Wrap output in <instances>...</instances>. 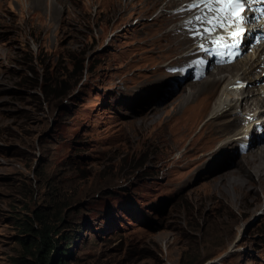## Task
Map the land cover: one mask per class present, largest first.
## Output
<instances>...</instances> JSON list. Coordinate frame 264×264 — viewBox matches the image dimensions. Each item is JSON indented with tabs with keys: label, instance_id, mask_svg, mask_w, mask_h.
<instances>
[{
	"label": "rangeland",
	"instance_id": "rangeland-1",
	"mask_svg": "<svg viewBox=\"0 0 264 264\" xmlns=\"http://www.w3.org/2000/svg\"><path fill=\"white\" fill-rule=\"evenodd\" d=\"M25 1L0 0V264H37L21 239L43 227L37 214L58 245L70 236L65 264H264L262 188L233 185L252 137L238 113L211 116L230 69L214 87L221 66L192 77L197 39L178 43L191 14L176 13L188 0L68 3L79 28L54 44L49 2ZM163 33L178 38L153 41ZM259 44L234 63L264 56ZM263 61L242 80L250 102Z\"/></svg>",
	"mask_w": 264,
	"mask_h": 264
},
{
	"label": "bare ground",
	"instance_id": "bare-ground-1",
	"mask_svg": "<svg viewBox=\"0 0 264 264\" xmlns=\"http://www.w3.org/2000/svg\"><path fill=\"white\" fill-rule=\"evenodd\" d=\"M47 1L49 2L48 5H49V12H50V15L48 16L49 17L48 18L49 23H48V26L45 28H42V30L44 29L46 34H55L56 39H53L51 42L52 44H54V43L60 41V35L61 34H65L69 30L75 31L76 29L79 28L78 23L80 24V18L78 16V14H75V12H76L75 10L71 9L68 11V9H67L68 5L67 4L68 3H74V4L79 5L80 0H26L25 1L26 4L23 3V5L24 6L29 5L28 9H30V7L31 8L32 7H38L40 9L45 10V8H47V5H46ZM176 1L177 0H171L170 1L171 4L169 3L168 6L172 5ZM192 17H194V16L186 18L184 20L185 22H181V27H182V25H185V24L190 25L187 22L189 20H191ZM253 28H256V32L264 31V29L261 28L259 24H255V23L250 24L249 30H253ZM171 29H173V28H171ZM153 34H155V33H153ZM184 35L185 36H183V37L180 36L181 38H179L178 43L181 46L186 47V46H188V43L190 42V40L192 38L186 36V34H184ZM173 36L175 37V39L178 38L175 34ZM174 37H173V39H174ZM170 38L168 37V35L163 33V35L161 34L160 36H154L153 41L157 42L159 44L162 40H166L168 42L170 40H173L172 38L171 39ZM259 45L262 46V48L264 49V41L260 42ZM153 46H155V45H153ZM195 49L196 48L191 49L190 53H193L195 51ZM167 59H166V61H167ZM263 59H264L263 55H261V54L256 55L254 52V54H252V56H248V57L242 59L243 63L241 65H239V63H233V64H230V65H227L224 67H219V71L214 74L215 78L212 79V81H210V79H209L212 86L214 87L219 82H221L223 79L221 75L218 76L222 72L221 69H230V73L226 75V77L228 78V81L225 84V86L223 87L221 94H220L217 102L214 105L211 116H213V117L214 116H218V117L221 116L222 117L225 115L238 113V115L235 117L236 118L235 120H237L239 123L245 122V124H246V126H244V128H242L240 130L239 134L244 133V134H246L245 136L248 135V136L252 137V141H251V144L249 145L247 152L245 153V155L242 156V159H240L241 162L239 164V168L242 171L243 178L241 179L240 182H233L234 188L237 191H239V194L242 193V191H244V189H247V188L250 191H252L253 194H255L257 192V189H258L257 185H259V187L261 186L262 192L264 195V146H258V149H254V148H253L254 150L252 149V146H255L256 144L261 142L262 139H264V137H261V135L257 136V134L255 132H253L254 131V130H252L253 128L251 129L252 125L255 128V125H257L259 123L260 124L263 123V120H261L260 108L264 111V109L261 107L264 105V91H263L264 89L262 90L263 94L261 95V97H259V98L257 96L255 98L253 97L254 99L251 100V102H250L249 94L246 95V92H245L246 90L244 91V88H243L244 85L240 84V83L244 82V81H242L243 79L249 80V78H251L250 75H252V73L256 72V70L258 68H260V66H259L260 64H263L262 63ZM251 79H253V78H251ZM238 81H241V82H238ZM210 82L207 81V83H210ZM243 100L246 101L245 110H246V112H248L245 114V116H244V114L239 115L240 111H237V109H239V107L241 105L240 102H242ZM251 105H254L253 108H251ZM253 110H255V111H253ZM191 130H192V128L190 129V131ZM217 137L218 138L215 139L214 144L218 143V140L224 139V134L220 133L217 135ZM241 139H243V138H232L230 140L227 139L228 141L226 140V143H222V145H220V147L223 148V146L230 144L233 141H237V140H241ZM242 142H243V140H242ZM251 170H253L255 172L256 177L253 176V173H252L253 171L251 172ZM237 172H239V171H237ZM251 177L254 179L256 178L258 180L257 185L255 184V182L250 180ZM251 188H253V190ZM257 198L258 197H255V200H253L252 203H255L254 201L257 202L258 201ZM250 203H251V201H250Z\"/></svg>",
	"mask_w": 264,
	"mask_h": 264
},
{
	"label": "snow or ice",
	"instance_id": "snow-or-ice-1",
	"mask_svg": "<svg viewBox=\"0 0 264 264\" xmlns=\"http://www.w3.org/2000/svg\"><path fill=\"white\" fill-rule=\"evenodd\" d=\"M250 2L264 4V0H192L187 8L199 10V13L187 22L193 25L192 36L212 37V43L218 48L239 47L245 35V13ZM259 11L264 13V8ZM218 30H225L228 39L223 35H216ZM200 47L203 48V44ZM230 55L235 57V53Z\"/></svg>",
	"mask_w": 264,
	"mask_h": 264
},
{
	"label": "trees",
	"instance_id": "trees-1",
	"mask_svg": "<svg viewBox=\"0 0 264 264\" xmlns=\"http://www.w3.org/2000/svg\"><path fill=\"white\" fill-rule=\"evenodd\" d=\"M37 217L42 221L43 227L39 231H36L33 226L27 227L25 228L27 238L32 237L33 239L28 241L26 238H21L27 251L35 254L37 264H65V257L71 252L69 250L72 243L70 236L65 238V247L58 245L57 240L53 238L52 226L43 220L42 215L37 214Z\"/></svg>",
	"mask_w": 264,
	"mask_h": 264
}]
</instances>
